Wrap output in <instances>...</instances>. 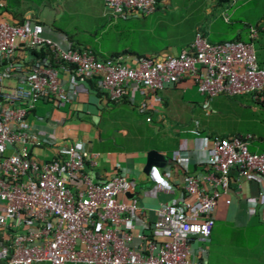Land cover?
Instances as JSON below:
<instances>
[{
  "label": "built area",
  "instance_id": "built-area-1",
  "mask_svg": "<svg viewBox=\"0 0 264 264\" xmlns=\"http://www.w3.org/2000/svg\"><path fill=\"white\" fill-rule=\"evenodd\" d=\"M155 5L156 0H102L113 18L148 15ZM257 30L248 27V41L219 42L196 31L177 55H141L126 63L120 55L59 46L29 14L19 23L0 19V264H204L192 241L211 234L218 201L229 204L242 180L264 179V150L250 152L239 135L210 136L204 168L172 185L179 196L153 209L145 231H133L144 208L121 198L130 189L128 179L120 173L92 177L85 166L94 164L93 153L85 141L66 143L54 158L36 159L30 148L46 138L30 131L26 116L39 101L74 98L60 68L93 78L109 101L138 91L142 110H156V92L183 79L204 98L246 95L264 106V67L252 43ZM161 158L179 163L189 154L178 150ZM256 212L255 204L247 205L245 219Z\"/></svg>",
  "mask_w": 264,
  "mask_h": 264
},
{
  "label": "crops",
  "instance_id": "crops-1",
  "mask_svg": "<svg viewBox=\"0 0 264 264\" xmlns=\"http://www.w3.org/2000/svg\"><path fill=\"white\" fill-rule=\"evenodd\" d=\"M3 1L0 19L14 22L29 14L31 20L42 25L43 35L59 45L88 47L100 57L120 55L126 63L141 55H177L188 49L196 31L208 40L207 26L205 29L193 26L186 39L178 33L170 37L171 29L176 30L188 14L203 15L204 20L208 15L224 14L223 19L227 22L232 16L243 26L244 40L240 38V30L233 34L231 40L248 41V27H258L252 43L256 61L264 67V0H156L155 9L148 15L128 12L124 17L116 18L109 16L102 6L100 17L103 20L98 32H88L90 39L81 40L72 38L67 28L56 24L64 11L61 4L71 0H56L59 13L43 4L39 8L21 11V15L11 12ZM99 1L102 5V0ZM60 74L66 86L75 89L76 95L66 102L39 101L27 114L30 131L36 136L44 134L46 138L33 145L30 153L38 160H46L56 157L66 143L87 142L94 164L92 167L86 165L85 170L95 178H108L113 173L124 175L130 189L121 198L127 202L134 200L144 208L136 217L133 231H145L154 219L153 209L179 196L178 190L170 189L172 185L181 183L187 172L197 174L204 168L210 136L239 135L247 140L250 152L264 150L260 148L264 128L257 131L250 127H233L217 134L197 126L192 111L196 105L203 106L206 98L198 94L189 79L157 91L159 106L156 110H142L139 108L141 96L138 91H131L129 98L109 101L93 78L74 77L67 68H60ZM217 96L231 100L239 109L249 110L252 115L247 121L264 125V106L254 104L248 96ZM178 150L187 151L189 158L181 159L179 163L161 158V154ZM156 183L161 188H157ZM259 192L264 195V179L250 176L242 180L240 193L232 195L229 204L218 201L211 234L205 240L195 239L191 245L192 252L199 253L204 264L208 241L211 242L210 236L217 223H224L240 232L238 243H231V247L227 245L230 264H263L264 198L258 197ZM250 204L256 205L257 212L246 220L244 211ZM256 245L260 247L259 254L253 249Z\"/></svg>",
  "mask_w": 264,
  "mask_h": 264
},
{
  "label": "rangeland",
  "instance_id": "rangeland-1",
  "mask_svg": "<svg viewBox=\"0 0 264 264\" xmlns=\"http://www.w3.org/2000/svg\"><path fill=\"white\" fill-rule=\"evenodd\" d=\"M55 2L56 0H5L9 10L20 15L21 11L39 8L43 4L50 6L54 11L59 13V7L55 5ZM61 5L64 11L56 24L67 28L72 38L76 40H81L82 38L90 39L88 32L93 30L98 32V26L103 20L100 17L102 5L99 0H71ZM191 7H189V10ZM207 18V20H204L203 15L188 14L186 19L177 26L176 30L171 29L170 37L172 38L178 33L179 36L186 39L188 38L190 28L193 26H198L201 29H205L207 26L206 38L210 41L231 40L237 30L241 31L240 38L244 40L243 26L241 23L235 22L234 17L229 16L228 22L223 19L224 14H212L208 15ZM2 20L11 22L9 19ZM59 46L63 47L62 45ZM192 112L193 117L197 120V126L217 134H222L233 127L240 129L250 127L257 131L264 128V125L247 121L252 115L249 110L239 109L231 100L221 96L206 98L204 105H196ZM253 116L256 117V115ZM260 148H264V140L260 144ZM239 234L240 232L232 230L228 225L217 223L210 236L211 242L209 243L208 241L206 264H230V258L226 254L227 245L231 247V243L237 244ZM253 249L259 254V245L254 246ZM254 259L256 258L254 257ZM257 263L259 264V262ZM262 263L264 264V261Z\"/></svg>",
  "mask_w": 264,
  "mask_h": 264
},
{
  "label": "trees",
  "instance_id": "trees-1",
  "mask_svg": "<svg viewBox=\"0 0 264 264\" xmlns=\"http://www.w3.org/2000/svg\"><path fill=\"white\" fill-rule=\"evenodd\" d=\"M21 21H22L21 19H18V20L14 21V22L19 23V22H21Z\"/></svg>",
  "mask_w": 264,
  "mask_h": 264
}]
</instances>
